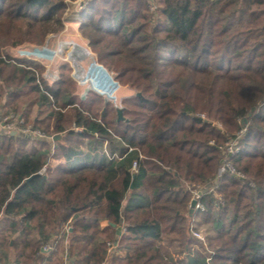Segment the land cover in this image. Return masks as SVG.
<instances>
[{
    "label": "trees",
    "instance_id": "trees-1",
    "mask_svg": "<svg viewBox=\"0 0 264 264\" xmlns=\"http://www.w3.org/2000/svg\"><path fill=\"white\" fill-rule=\"evenodd\" d=\"M65 1L0 0L1 114L24 127L25 107L48 108L31 126L48 120L46 148L8 156L19 136L0 132V264H264V0H85L92 58L136 91L121 119L94 91L75 102L68 75L49 84L34 59L8 61L7 47L62 27ZM22 85L35 102L20 100ZM224 159L239 176H217ZM184 182L202 209L190 212ZM184 217L207 225L205 244L186 238L194 253L172 251Z\"/></svg>",
    "mask_w": 264,
    "mask_h": 264
},
{
    "label": "rangeland",
    "instance_id": "rangeland-1",
    "mask_svg": "<svg viewBox=\"0 0 264 264\" xmlns=\"http://www.w3.org/2000/svg\"><path fill=\"white\" fill-rule=\"evenodd\" d=\"M150 2V7L149 9L152 10L154 9L155 5L153 4V2L151 0H148ZM66 2V7L64 8L63 12H62V17H61V21H62V27L57 29L55 32H50L47 33L43 39V41L41 43L38 44H33V43H23L20 45H16V46H11V47H7L6 48V52L12 56L10 59L14 60L15 58H20L18 57L19 55H21L22 53H27L28 51H36L37 49H39V54L40 55H35L33 54L31 58H33L36 62H38L41 66L40 69V76H43L44 80H46L49 84L58 77V75L60 74H65L68 75L69 77L73 78V82L71 84V86H69L68 90H70V93L73 95V99L75 102H79V96H85L86 94H84L85 92L87 93L88 91H93L90 90V85L89 82H85L84 78L82 79V83L81 85H79L77 83V81H79L82 77V75H84L85 70L87 69L89 63L92 60V52L88 46L87 41L82 37L81 34V30H80V18L78 17V12H77V3L76 0L74 1H65ZM46 26V25H45ZM54 26V25H51ZM42 26H40L38 28V30H42ZM81 36V37H80ZM81 42L83 44H80L82 46H85L87 48V50L89 51L88 55H82L81 53L77 52L76 55H72V42ZM77 43V42H76ZM31 56V55H30ZM22 58H27V57H22ZM30 58V57H29ZM95 60V59H94ZM15 61V60H14ZM13 61V62H14ZM12 62V61H10ZM13 64V63H10ZM62 64H66V68H61ZM101 65V64H100ZM105 68V66H103ZM3 70V76L8 77L12 74V68L10 65H3L2 67ZM108 71V70H107ZM109 72V71H108ZM94 73L97 77H99V80L101 79V77H104L103 74L106 75L107 78H109L107 76V74L103 71L100 70L99 68H94ZM111 75L114 74V72L110 71L109 72ZM20 75V74H19ZM87 76V79H89L90 81H93V76L92 75H84V77ZM113 76V75H112ZM1 78V76H0ZM109 80V79H108ZM20 80L16 79V84L19 83ZM85 82V83H84ZM109 89L107 90V93L110 96L113 97H117L120 96V108L123 106L128 107L129 105L127 103L122 104L123 99H127V98H133L136 95V91L133 88H130L128 85H124L122 83H118L119 87L117 86H113L111 84V81L109 80L107 82ZM87 89V90H86ZM19 90H21V94H26L21 97V101L28 103L30 101H34V98L36 97L34 93L30 92L28 90V85H22L21 88H19ZM111 102V101H110ZM112 104V102H111ZM113 105V104H112ZM24 106V104L22 106L19 107V109L17 110L18 112H21L22 107ZM99 106H103V104H99L96 103L94 104L93 110H96L97 107ZM27 109L28 112V121L25 127H29L31 128L32 124H33V120L34 119H38L40 120H44L46 118V114L48 111V108L46 106H39L36 103H32L31 105H29L28 107H25ZM107 110L109 112V118H113V112L111 111V107L107 106ZM115 108V107H114ZM116 109V108H115ZM16 116H19L18 114L13 113ZM201 117H203V114H200ZM12 122H15L16 119H12ZM48 123V120H45L42 124L38 123V125L36 126V129H38L40 132H42L41 130L43 129H47L45 128L46 125ZM14 124V123H13ZM69 126L72 127L71 123H68ZM66 124V126H68ZM111 126L114 128V125L111 124ZM1 127L2 125H0V131H1ZM51 127L48 128V130L46 132L52 131L50 130ZM15 131V135L19 136L17 138V140H13L12 142H6L5 144H3V151L4 150H8V156H12L14 155L16 152L22 151V149L24 150H32L34 147L35 148H46V145H44V143L42 144L41 142H38V140H42V137H38L34 134L30 135H24L21 134L20 130H18V127H14ZM76 129V128H75ZM33 130V129H32ZM48 134V133H46ZM64 135V134H63ZM24 137V138H22ZM27 137V139H25ZM75 137V136H74ZM73 137V138H74ZM8 143H10V145H7ZM235 140H230V142L228 143V145H234ZM7 145V146H6ZM51 165L55 166V164L59 163L58 159H51ZM236 169V168H235ZM237 171V170H236ZM239 172V171H238ZM184 184V188L185 190H187V193H189L188 190H198L197 188L188 185L187 183H183ZM193 223H191V221L189 220V218H183L181 220V222H179L178 224H176L172 230H171V234L173 236H176L177 239L180 242H183L185 246L182 245H178L177 243H174L176 246L175 248L172 247V251H179L182 250V252L189 247L188 249L190 250L191 253H194L196 251H198L199 249L201 250V247L199 246V243H188L186 244V238L189 236H194L192 233V230H198L201 233H203L205 235L206 231H207V225H202L199 227V229H195L193 228L194 225H192ZM194 239V238H193ZM62 246V245H61ZM187 246V247H186ZM9 252L11 253L10 257L13 256L12 251L9 249ZM178 256H180V254H178ZM12 258H10V260L8 262H6L5 264H11L12 262Z\"/></svg>",
    "mask_w": 264,
    "mask_h": 264
},
{
    "label": "built area",
    "instance_id": "built-area-1",
    "mask_svg": "<svg viewBox=\"0 0 264 264\" xmlns=\"http://www.w3.org/2000/svg\"><path fill=\"white\" fill-rule=\"evenodd\" d=\"M76 3H77V12H79L85 3V0H76ZM38 52H39V49H37L36 51L35 50L31 51V52L28 51L25 54L22 53L18 57H20V58L21 57H27L28 59H33V58H31L33 54L40 55ZM8 61H14V60L8 59ZM94 68H99L100 70H103L107 74V76L109 77L111 84L113 86L119 87L118 82L107 71V69L104 68L102 65L98 64L93 58H92L91 62L89 63L87 69L85 70L84 75L87 74V75H92L95 77ZM84 75H82L81 79L79 81H77V83L79 85H81L82 79L84 78ZM87 85L91 86L90 90H93L94 92L98 93L99 95H102L103 97H105L106 100L111 101L115 108H120V106H119L120 100H121L120 96H117L115 98L113 96L108 95V93L105 92L106 89L103 88L104 84L101 80H95V82L93 84H87ZM13 118L16 119L15 122L11 121ZM22 123H23V118L21 116H16L12 112H9L7 114H1V111H0V125H2L0 132H3V133L14 132L15 133L16 130L14 129V127H18V130H20L21 134L30 135V136H31V134H34L38 137H43L42 133L38 129L32 130V128H29V127H25V126L21 127L20 124H22ZM225 150H226L228 155H231L234 152V150H236V149H235L234 145L229 144L225 147ZM134 167H135V162L133 163V168ZM225 172H229L230 174L236 175V176L240 175V173L238 171H236L235 167L233 166L231 161H229L228 159H224V161L218 166L217 176L220 177ZM213 188H214V186L211 185V187H209L206 191H211V190H213ZM188 191L191 195L190 201L192 199L196 200V203L194 205L193 210L194 209H202V205L198 201V197L203 193L202 190L201 189H198V190L194 189V190H188ZM199 191H200V194H198ZM189 207H190V204H189ZM192 232H193L192 234L194 235L195 238H197L199 241H201L203 244H205V235L203 233H201L198 230H192ZM109 246H110V244H109ZM51 248H52L51 245H44L42 247V249L45 251H50Z\"/></svg>",
    "mask_w": 264,
    "mask_h": 264
},
{
    "label": "water",
    "instance_id": "water-1",
    "mask_svg": "<svg viewBox=\"0 0 264 264\" xmlns=\"http://www.w3.org/2000/svg\"><path fill=\"white\" fill-rule=\"evenodd\" d=\"M79 52L81 53L82 55H88L89 54V51L87 50V48L85 46H82L76 42H72V55H76V53ZM254 110V107H251L250 110L248 111V116L251 114V112ZM117 115H118V119H121L122 116H121V108H117ZM246 119L244 118L243 121H245ZM12 134L14 132H11ZM58 135L54 136V138H57ZM230 156V155H229ZM224 160H222L223 162ZM29 178H27L26 180H28ZM198 194H200V191L198 192ZM196 203V200L195 199H192L190 201V207H189V210L190 212L193 211V208H194V205ZM114 226V224H112ZM116 234L117 235H120L121 234V227L118 226L116 227ZM66 259H68V253H66Z\"/></svg>",
    "mask_w": 264,
    "mask_h": 264
},
{
    "label": "crops",
    "instance_id": "crops-1",
    "mask_svg": "<svg viewBox=\"0 0 264 264\" xmlns=\"http://www.w3.org/2000/svg\"><path fill=\"white\" fill-rule=\"evenodd\" d=\"M80 37H81V36H80ZM76 42H77V43H80V44H83V43L78 42V41H76ZM103 76H104V77H101L100 80L103 82V84H104V85H103V88L106 89L105 92L107 93V90L109 89V86H108V84H107V82L109 81V80H108L109 78H107L105 74H103ZM95 80H97L96 75H95V77L93 76V81H90L89 79H87V76L84 77V81H85V82H89V84H93V83L95 82ZM98 80H99V77H98ZM85 82H84V83H85ZM85 94H86V93H85ZM108 95H109V94H108ZM82 97H84V96H82ZM68 261H69V260L66 259V253H65V263H67Z\"/></svg>",
    "mask_w": 264,
    "mask_h": 264
}]
</instances>
